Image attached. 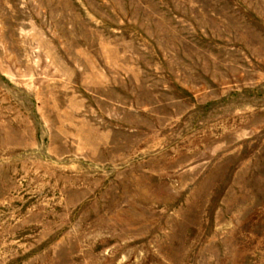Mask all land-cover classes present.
I'll return each instance as SVG.
<instances>
[{
    "label": "rangeland",
    "instance_id": "obj_1",
    "mask_svg": "<svg viewBox=\"0 0 264 264\" xmlns=\"http://www.w3.org/2000/svg\"><path fill=\"white\" fill-rule=\"evenodd\" d=\"M0 264H264V0H0Z\"/></svg>",
    "mask_w": 264,
    "mask_h": 264
}]
</instances>
